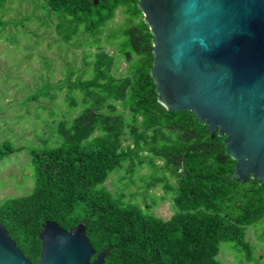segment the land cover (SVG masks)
<instances>
[{"label":"trees","instance_id":"1","mask_svg":"<svg viewBox=\"0 0 264 264\" xmlns=\"http://www.w3.org/2000/svg\"><path fill=\"white\" fill-rule=\"evenodd\" d=\"M29 1L63 44L82 50L85 68L76 76L70 69L62 81L66 114L79 108L76 114L57 122L52 146L29 151L31 191L0 204V223L23 256L38 261V234L54 222L65 230L82 225L95 253L107 250L103 264H221V244L250 262L246 229L264 218V185L231 179L235 162L224 137L211 136L191 112L167 111L157 101L149 74L152 36L138 1ZM118 10L123 22L105 45L127 64L123 75H116V57L101 41ZM14 151L3 141L0 161ZM143 167L149 171L139 178L144 208L125 200L128 184L115 195L103 186L120 170L133 183ZM157 186L163 195H151L148 204L147 193ZM165 199L173 209L167 220L151 211Z\"/></svg>","mask_w":264,"mask_h":264},{"label":"water","instance_id":"2","mask_svg":"<svg viewBox=\"0 0 264 264\" xmlns=\"http://www.w3.org/2000/svg\"><path fill=\"white\" fill-rule=\"evenodd\" d=\"M94 3L97 0H93ZM152 36L150 77L167 111H189L224 137L231 179L264 185V0H137ZM31 263L0 223V264H103L92 261L82 225L46 222Z\"/></svg>","mask_w":264,"mask_h":264},{"label":"rangeland","instance_id":"3","mask_svg":"<svg viewBox=\"0 0 264 264\" xmlns=\"http://www.w3.org/2000/svg\"><path fill=\"white\" fill-rule=\"evenodd\" d=\"M0 144L9 141L15 151L0 161V204L12 197L28 194L34 184L29 162V151L52 146L55 125L59 120L72 117L79 108L67 113L64 81L67 72L79 74L85 66L80 49L63 44L53 25L46 22L42 10L29 0H11L0 7ZM123 16L119 10L108 29L101 36L105 51L115 56L116 75L127 73L128 67L117 57L115 47L105 45L106 35L120 30ZM93 52V49H89ZM75 76L73 78H75ZM89 77L87 72L84 78ZM42 94L37 100L31 96ZM157 163H159L157 161ZM148 168H136L133 183L124 177L122 170L112 172L103 184L114 195L128 184L123 191L125 200L139 203L144 208V193L140 177H146ZM145 201L163 195L160 186L151 188ZM152 195V196H151ZM151 196V197H149ZM153 214L164 220L173 213L168 199L157 201L151 209ZM245 239L254 247L250 262L221 244L217 259L221 264H264V218L255 226L246 229Z\"/></svg>","mask_w":264,"mask_h":264},{"label":"flooded vegetation","instance_id":"4","mask_svg":"<svg viewBox=\"0 0 264 264\" xmlns=\"http://www.w3.org/2000/svg\"><path fill=\"white\" fill-rule=\"evenodd\" d=\"M103 252V251H102ZM102 252H100V253H102ZM100 253H95V251H94V255L92 256V258H91V260L93 261L95 258H96V256L98 255V254H100ZM107 255V254H106ZM106 257V256H105Z\"/></svg>","mask_w":264,"mask_h":264}]
</instances>
